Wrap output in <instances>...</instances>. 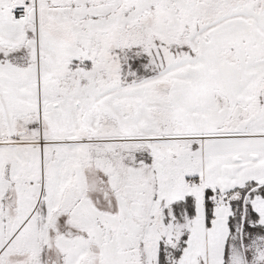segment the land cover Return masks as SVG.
Returning <instances> with one entry per match:
<instances>
[{
  "label": "snow or ice",
  "instance_id": "6c2138e0",
  "mask_svg": "<svg viewBox=\"0 0 264 264\" xmlns=\"http://www.w3.org/2000/svg\"><path fill=\"white\" fill-rule=\"evenodd\" d=\"M0 264H264V0H0Z\"/></svg>",
  "mask_w": 264,
  "mask_h": 264
}]
</instances>
